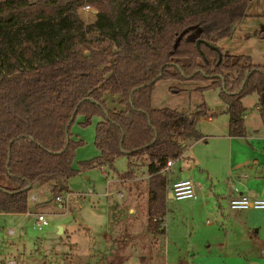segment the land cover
<instances>
[{
	"label": "trees",
	"instance_id": "1",
	"mask_svg": "<svg viewBox=\"0 0 264 264\" xmlns=\"http://www.w3.org/2000/svg\"><path fill=\"white\" fill-rule=\"evenodd\" d=\"M251 2L0 0V213H27L38 186L51 185L58 199L78 174L73 164L84 143L72 138L71 126L79 114L84 126L99 116V155L81 166H107L129 179L136 161L146 159L148 226L160 231L164 168L204 137L198 121L207 110L204 103L191 114L157 107L154 87L190 80L196 91L219 88L230 135L246 136L243 98L257 92L264 105V63L217 42L232 34ZM85 5L99 10L93 23L79 13ZM109 95H118L124 108H109ZM120 156L129 159L125 172L115 168ZM118 257L106 264H119Z\"/></svg>",
	"mask_w": 264,
	"mask_h": 264
},
{
	"label": "rangeland",
	"instance_id": "2",
	"mask_svg": "<svg viewBox=\"0 0 264 264\" xmlns=\"http://www.w3.org/2000/svg\"><path fill=\"white\" fill-rule=\"evenodd\" d=\"M83 7L79 9L81 17L87 23H93L99 16V10L93 6H90V10H84ZM260 31H264V0H252L244 19L235 23L232 26V34L219 39L217 45L232 54L249 55L257 63H264V37L256 34ZM196 85V82L190 80L184 82L159 81L154 87L153 105L171 107L185 113L200 109L201 104L204 103L207 114L201 116L200 125L205 131L210 130V125L207 124L208 115L213 111L226 108V103L220 97L219 88L196 91ZM260 97L257 92H254L243 98L248 114L245 123L252 131L255 129L264 130V105L260 102ZM107 106L111 109L124 108L118 95H109ZM209 109L212 112H209ZM214 115H217L214 123L228 118L224 113L214 112ZM101 119L99 116H94L91 123L84 126L82 123L85 121V117L79 114L73 122L71 126L72 138L74 140L82 139L84 142L78 151L79 159L82 157L90 159L98 154L99 150L94 143L95 130ZM216 146L220 147L222 143H216ZM77 161L78 159H76ZM144 161V158L136 161L137 167L140 166L141 170L146 169V166L143 165ZM77 166L81 165H78L77 162ZM115 168L119 172L127 171L129 169L128 157H118L115 161ZM85 170L88 172L84 175L74 176L70 179L68 189L62 192L64 194L62 200L57 198L52 200L53 194L49 189L50 185L38 186L33 189L32 194H35L40 202L46 201V203H39L36 211H46L49 218L50 225L43 230L34 227L35 219L31 217L32 213L0 215V264H9L11 260L14 261V264H91V256L96 259L92 264H104L101 259L104 256L107 258L119 256L118 258H121L119 264H164V257L159 259L160 253L164 255V236H160V231L154 232L148 226L146 196L144 198L141 193L139 194L137 218L136 221L134 220L135 223L131 222L134 227H131L133 231L114 233L116 223L113 222L109 202L112 201V197L119 198V191L126 193V190L115 188L112 185L110 190L113 194L107 197L105 177L108 176L110 180L119 178L117 173L107 166H95ZM90 189L93 193L86 194ZM69 191L73 192V197L69 195L67 199ZM124 201L125 199L121 203ZM58 202L64 207L68 205L67 209H63V206L60 207ZM30 203L34 204L31 201ZM128 207L129 205L126 204V214H129ZM61 227L64 230H61ZM11 228L14 229V234L9 233ZM107 235H111L110 240L107 239ZM126 237L128 240H124ZM24 250L26 253L21 255L20 253ZM153 254L157 258L155 256L152 258ZM261 263L264 264V261Z\"/></svg>",
	"mask_w": 264,
	"mask_h": 264
},
{
	"label": "crops",
	"instance_id": "3",
	"mask_svg": "<svg viewBox=\"0 0 264 264\" xmlns=\"http://www.w3.org/2000/svg\"><path fill=\"white\" fill-rule=\"evenodd\" d=\"M209 112L212 111L209 109ZM214 112L224 113L228 118L214 123L218 115H214ZM185 113L191 114L192 111ZM247 115L245 111V120L248 118ZM200 121L201 118L198 126L204 137L187 146L182 156L175 160L167 177L168 187L175 181L192 178L197 183L198 198L176 200L167 188L166 213L159 228L160 236H164V255L160 253L159 259L163 256L164 264H263L261 261H264V210L234 211L230 208L229 202L242 194L264 197V130L252 131L245 123L246 136H231L227 104L226 108L208 115L207 124L210 125V130L202 129ZM216 143H222V146L217 147ZM80 147L76 150L73 164L74 169L78 171L76 176L88 172L82 166L78 167L77 162L81 165L82 161L92 160L99 155L98 152L90 159L87 157L79 159L77 155ZM144 160L145 170L137 167L136 162L135 178L110 180L103 170L107 182V197L113 194L110 190L112 185L126 190V193L119 191V198L112 197V201L109 202L112 219L116 223L114 233L133 231L131 222L137 218L139 194L148 198L146 189L149 177L148 162ZM49 189L52 193L51 185ZM92 193L90 189L86 194ZM69 195L73 197V192L69 191L67 199ZM59 197V200H62L64 194L61 192ZM123 199L125 201L121 203ZM44 202H40L37 197V201L31 205ZM58 204L60 207L63 206L59 202ZM126 204L129 205L127 210L129 214H126ZM67 206L62 208L67 209ZM61 230H64L63 227ZM107 239L110 240L111 235H107ZM116 239L118 240L119 236ZM25 253L24 250L20 254ZM154 256L156 257L153 254L152 258ZM91 257V261L95 262V257ZM101 259L106 264L107 256Z\"/></svg>",
	"mask_w": 264,
	"mask_h": 264
},
{
	"label": "built area",
	"instance_id": "4",
	"mask_svg": "<svg viewBox=\"0 0 264 264\" xmlns=\"http://www.w3.org/2000/svg\"><path fill=\"white\" fill-rule=\"evenodd\" d=\"M84 10H90L89 5H85ZM175 163V159H170L167 162L166 167L164 168V172L169 176L171 172V167ZM170 190L173 198L176 200H185V199H197V183L192 178L181 179L178 181L173 182L170 187L167 186ZM60 197H58V200ZM37 197L32 195L30 197L31 202H35ZM229 206L234 211H245L249 209H260L264 210V197L252 196L250 194H242L240 196L234 197L230 200ZM31 213L30 211H28ZM27 212V213H28ZM26 213V214H27ZM34 217V227L38 230H43L47 226L50 225L49 218L47 217L46 213L43 212H35L33 213ZM209 221V220H208ZM10 234H14L15 231L13 228L9 230ZM9 264H14L13 261H10Z\"/></svg>",
	"mask_w": 264,
	"mask_h": 264
},
{
	"label": "water",
	"instance_id": "5",
	"mask_svg": "<svg viewBox=\"0 0 264 264\" xmlns=\"http://www.w3.org/2000/svg\"><path fill=\"white\" fill-rule=\"evenodd\" d=\"M199 41H198V45H199ZM214 48H216L217 50H219V52H220V57H221V55H222V53H221V51H220V49H219V47H217V46H214V45H212ZM262 96L264 97V93L262 94ZM61 183V182H60ZM29 187H31V185H29ZM29 211L30 212H35L36 211V208L34 207V206H30V208H29Z\"/></svg>",
	"mask_w": 264,
	"mask_h": 264
}]
</instances>
